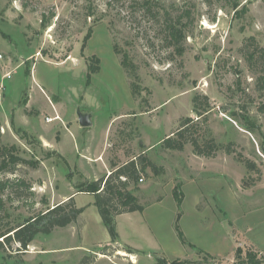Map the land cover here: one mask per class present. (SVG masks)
<instances>
[{
  "label": "rangeland",
  "instance_id": "1",
  "mask_svg": "<svg viewBox=\"0 0 264 264\" xmlns=\"http://www.w3.org/2000/svg\"><path fill=\"white\" fill-rule=\"evenodd\" d=\"M136 1L0 0V81L13 74L0 95L1 138L39 161L37 168H17L35 196L12 193L11 217L43 209V198L51 205L67 199L77 185L109 175L114 163L143 154L155 164L131 185L144 210L116 217L122 241L109 240L91 202L78 223L39 234L24 252L15 250L18 244L0 251V264H78L95 254L94 264H134L133 257L135 264H232L238 247L264 251V87L258 82L264 61L251 64L246 56L250 37L264 47V0H240L239 8L248 7L242 17L226 0H158L161 10L188 9L195 20L185 51L174 53L175 59H169L173 48L159 41L162 18L146 14ZM89 4L105 15L101 21L87 17ZM115 42L139 67V98L132 95ZM93 55L100 69L90 75V62L97 64L89 59ZM32 86L45 105H25L30 94L39 100ZM198 93L211 99L204 127L234 152L205 157L190 144L183 151L162 147L182 118H197ZM78 110L91 115V126L79 124ZM244 158L256 167L248 169ZM175 188L183 192L181 209ZM93 200L85 192L76 196L78 206ZM128 243L145 249L130 253ZM208 252L217 253L205 260Z\"/></svg>",
  "mask_w": 264,
  "mask_h": 264
},
{
  "label": "trees",
  "instance_id": "2",
  "mask_svg": "<svg viewBox=\"0 0 264 264\" xmlns=\"http://www.w3.org/2000/svg\"><path fill=\"white\" fill-rule=\"evenodd\" d=\"M87 1L89 3L92 0ZM157 1L141 0L134 2V5L142 7L141 9L146 14L155 19L162 18L163 28L160 31L159 41L165 43L166 47L173 48L172 52H169V59H175L174 53L181 55L185 51L184 43L195 20L190 10L182 9L178 12L169 9L161 10ZM226 1L232 4L237 17H242L248 11L246 5L239 8L241 5L240 0ZM87 7L89 9L87 17L93 15L96 22L105 17L104 14L96 15L92 4ZM185 18H188V21H185ZM48 22V20H45L44 26L48 25ZM251 46H253L252 50H250ZM113 49L129 77L132 95L139 98L144 88L141 85L138 65L132 59L129 51L124 50L117 42L113 44ZM246 56L251 64L264 61V47H261L254 37L249 38ZM89 59L97 63L94 65L90 62L89 64V74L92 75L99 71L100 59L95 55L89 57ZM258 82L264 87V74L259 75ZM193 108L197 118L192 116L182 118L177 127L162 139V147L169 150L183 151L186 145L190 144L195 154L205 157H213L223 149L228 153L234 152L235 150L232 149L231 144L226 146L218 143L213 137L211 129L208 126L204 127L208 123L207 113L211 108L210 97L207 94H196L193 98ZM19 150L16 144L3 143L0 133V251L8 249L14 251L13 245L18 244L19 246L15 250L24 252L39 234H51L56 228L78 223L86 209L85 206H78L75 195L72 194L67 199L54 205L43 198L45 204L43 209L31 212L28 215L19 214L17 217L12 218L7 207V202L14 198L12 193L16 195L15 197H21L23 194L31 197L35 196L32 184L17 174V168L20 165L31 168L39 166L38 160L22 156ZM244 162L250 170L256 167L255 162L251 159L244 158ZM148 166L154 168L155 164L141 154L139 157L131 158L127 162L114 163V169L109 175L87 182L84 187L80 184L76 186L77 192H85L95 196L94 204L97 206L101 219L108 229L112 243H118L120 240L116 217L127 212L142 211L145 208L140 203L139 197L135 194L131 185L138 183L141 172ZM174 198L181 209L184 200L183 192L175 188ZM180 217L181 213L178 214L179 219ZM6 218L9 220L5 221ZM179 219L176 220V223ZM176 227L181 239L185 241L186 237L179 223ZM125 249L130 253L137 251L131 246H126ZM102 253L107 254L106 252ZM209 257H212L209 253L204 256L205 260H208ZM96 259L97 254L85 255L78 264H94ZM189 262L188 260L175 259L171 264H187ZM13 264L29 263H26L23 259H17ZM199 264H204V262L200 261ZM232 264H264V251L256 248L243 251L241 247H238Z\"/></svg>",
  "mask_w": 264,
  "mask_h": 264
},
{
  "label": "crops",
  "instance_id": "3",
  "mask_svg": "<svg viewBox=\"0 0 264 264\" xmlns=\"http://www.w3.org/2000/svg\"><path fill=\"white\" fill-rule=\"evenodd\" d=\"M40 84V87H38L39 89H40V92H42V93H44L45 92V90H44V88H43V85H42V83H39ZM38 84V85H39ZM35 87H33L32 86V88L30 89V93H32L33 95L35 94L36 96H38L39 97V100H37V102H35L34 101V98L33 97H31V94H30V99H27V101H26V103H25V105L27 106V107H29V106H32V105H35V103H40V102H42L44 105H45V100H44V98H41L40 97V94H39V90H35L34 89ZM44 91V92H43ZM46 93V92H45ZM34 95V96H35ZM28 103V104H27ZM41 106H43V105H41ZM50 117V116H49ZM92 124H93V119H92ZM74 195H75V198H76V196H77V194H78V192L77 193H73ZM77 202V201H76ZM92 202V204H93V202H95V200H93V201H89L88 203H85V204H83V205H81V206H87L89 203H91ZM91 204V205H92ZM90 206V205H89ZM88 206V207H89ZM87 208V207H86ZM86 210V209H85ZM85 212V211H84ZM83 212V213H84ZM199 220H200V218H199ZM199 223V225H200V227L202 226V222H201V220L198 222ZM108 230V229H107ZM199 230H201V229H199ZM119 232V231H118ZM110 235V234H109ZM119 235H120V241H122V238H121V234H120V232H119ZM109 240H111V237H110V239ZM109 240H106V241H109ZM99 241H101V240H99ZM124 242V241H123ZM125 243H127V242H125ZM129 244V243H128ZM129 245H131V244H129ZM131 247H133L134 249H136V250H140V251H142L143 249H145V248H139V247H136V246H133V245H131ZM142 249V250H141ZM204 251V250H203ZM210 255H211V253H217V252H208ZM133 260V263L135 264V263H137V259L135 260V258L133 257L132 258Z\"/></svg>",
  "mask_w": 264,
  "mask_h": 264
},
{
  "label": "water",
  "instance_id": "4",
  "mask_svg": "<svg viewBox=\"0 0 264 264\" xmlns=\"http://www.w3.org/2000/svg\"><path fill=\"white\" fill-rule=\"evenodd\" d=\"M78 118H79V124L81 126L87 127L92 125V118L90 114L83 113L81 110H78ZM165 264H171V263L165 262Z\"/></svg>",
  "mask_w": 264,
  "mask_h": 264
},
{
  "label": "built area",
  "instance_id": "5",
  "mask_svg": "<svg viewBox=\"0 0 264 264\" xmlns=\"http://www.w3.org/2000/svg\"><path fill=\"white\" fill-rule=\"evenodd\" d=\"M12 78H13V74H12V72H7V73L3 76L2 80L0 81V95L4 92V89H5V87H6V83H7V81L11 80ZM52 119H53L52 117H51V118H50V117H47V120H48V121H51ZM140 180L143 181L144 178L141 177Z\"/></svg>",
  "mask_w": 264,
  "mask_h": 264
}]
</instances>
